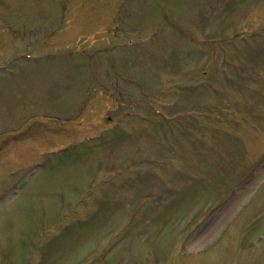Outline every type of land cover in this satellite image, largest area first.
I'll return each instance as SVG.
<instances>
[{
  "label": "rangeland",
  "instance_id": "rangeland-1",
  "mask_svg": "<svg viewBox=\"0 0 264 264\" xmlns=\"http://www.w3.org/2000/svg\"><path fill=\"white\" fill-rule=\"evenodd\" d=\"M0 264H264V0H0Z\"/></svg>",
  "mask_w": 264,
  "mask_h": 264
}]
</instances>
